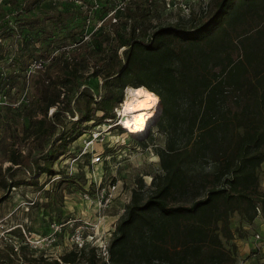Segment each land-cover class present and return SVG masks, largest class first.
<instances>
[{
  "label": "trees",
  "instance_id": "1",
  "mask_svg": "<svg viewBox=\"0 0 264 264\" xmlns=\"http://www.w3.org/2000/svg\"><path fill=\"white\" fill-rule=\"evenodd\" d=\"M64 1L72 11L51 7L36 12L48 0H0V58L2 50H9L6 40L17 45L15 74L0 71V95L24 77L25 58L46 60L56 44L90 46L85 54L52 59L48 68L60 87L54 93H45L38 86L39 74L33 73L36 94L23 106L33 146L22 156L13 142L10 165L0 169V188L7 193L36 185L42 175L62 176L54 164L69 154L70 144L85 133L95 113H101L100 119L115 118L113 110L126 87H143L158 96L156 125L166 142L157 154L161 173L149 187L140 180L132 189L106 256L85 246L59 259L41 253L26 263L238 264L236 246L226 249L222 242L234 238L231 215L248 225L259 215L264 218L259 184L264 162V0H209L204 12L164 26L150 23L146 13L157 1L134 0L116 24L107 22L95 31L94 25L85 28L88 14L74 0ZM101 2L94 22L111 7L109 0ZM132 4L145 13L137 15ZM85 31L91 35L84 41ZM99 73L102 91L88 83L79 89V78ZM75 92L84 106L73 113L69 96ZM49 107H54L50 115ZM15 169L29 180L14 179ZM6 198L1 196L0 203ZM8 256L0 257V264H13Z\"/></svg>",
  "mask_w": 264,
  "mask_h": 264
},
{
  "label": "rangeland",
  "instance_id": "2",
  "mask_svg": "<svg viewBox=\"0 0 264 264\" xmlns=\"http://www.w3.org/2000/svg\"><path fill=\"white\" fill-rule=\"evenodd\" d=\"M49 1L52 6H45L49 5ZM70 4L64 0H48L36 12L51 7L67 8L72 11ZM163 4V0H158L152 11L146 9V13L150 14V23H159L162 26L174 25L177 20L186 19L178 11L166 9ZM189 4L193 14L200 13L199 1L192 0ZM131 9L137 15L140 12L145 13L135 8L133 4ZM65 17L68 21L72 19L69 13ZM76 23L77 21L73 19L72 24ZM96 23L94 22L95 25ZM4 43L9 50H2L0 71L8 74L14 70L12 57L17 45H13L12 40H6ZM89 48V44L66 45L60 48L59 44H56L50 56L46 60L42 59L43 68L33 72H30L33 59L25 58L24 71L21 72L24 77H17L15 86L7 94L0 95L1 171L10 165L9 150L13 147V142L22 156H25L28 149L33 146L30 137L33 133L23 111V106L36 94V85L34 86L30 79L33 73L39 74L41 83L38 86L42 87L45 93L48 90L49 93H54L60 90V87L55 85L58 81L57 76L52 73L51 68H48L52 59L61 54L65 57L85 54ZM38 53L36 52V57ZM98 65H103V62L100 61ZM102 77V73H99L97 78L89 76L79 78L77 80L80 84L79 89L88 83L87 85L94 91H102ZM21 81L24 83L19 84ZM127 89L128 87L123 90V98ZM77 95L78 93L75 92L69 96L73 113L84 106L82 98L76 101ZM119 106H116V109ZM53 110L54 107H49L48 115ZM159 112L160 105L156 110V118L149 124L148 133L138 139L123 134V129L116 125V117L113 120L100 119L101 113L97 112L93 115L94 120L87 124L85 133L70 144L69 154L54 164V169L61 171L62 176L55 175L48 178L42 175L37 178L36 185H21L11 188L7 193L0 188V197L4 194L7 196L0 203V257L6 259L9 255L8 258L13 260V264H27L26 259L36 258L41 253L51 259H59L74 248L67 234L77 228L75 225L81 223L92 226L79 227L86 234L92 235L88 247L95 245L101 248L107 245L125 205L130 200L132 189L140 180L146 188L149 187L151 178L161 173L157 154L159 149L165 146L166 135L156 125ZM76 117L74 114V120ZM68 120L72 119H67L65 122ZM134 139L141 142L138 143ZM96 157H100L97 162ZM13 175L16 180H29L28 175L22 170L15 169ZM259 184L260 188L264 189V162L259 172ZM112 185L115 188H112ZM84 193L90 195L89 200L84 198ZM96 193L99 200L110 194L109 201L105 205L103 204L105 200L102 204H98ZM66 221H69L68 225L74 226L67 225L65 231L60 232V227L62 226V230ZM230 228L233 231V240L229 243L224 240L222 242L226 249L230 248L231 243L236 246L238 264H264V247L254 238L256 234L260 237L264 236V218L259 215L248 225L240 221L238 215L234 213L230 218Z\"/></svg>",
  "mask_w": 264,
  "mask_h": 264
},
{
  "label": "built area",
  "instance_id": "3",
  "mask_svg": "<svg viewBox=\"0 0 264 264\" xmlns=\"http://www.w3.org/2000/svg\"><path fill=\"white\" fill-rule=\"evenodd\" d=\"M89 4L88 5H84L82 2L78 1V0H74L75 4H77L78 6H80V8L82 10H84L88 16L86 18V22H85V28L88 30V28H90V26L94 25V28L92 31H95L96 29H98L99 27H101L104 22H108L109 24H116L118 21V15L121 13H124L126 8L130 5L131 2H133L134 0H109L110 1V9L107 12L106 16L103 17L102 19L96 20L95 22L96 25L94 24V20L92 19V16H94V13H96L97 11L100 10L101 8V4H102V0H88ZM145 3L147 4H153L154 2L158 1V0H143ZM164 1V7L166 9H172L175 11H178L184 18H188L190 17L194 12L193 9L191 10L190 8V4L189 2L191 1H186V0H163ZM194 1H199V6H200V12H204L207 9L209 0H194ZM91 35V33H86L84 34L83 40H87L89 38V36ZM121 52V49H120ZM44 66V61L41 59H38L36 61H33L30 65V72L35 71V70H40L42 69ZM120 105V104H119ZM116 109V108H115ZM114 109V113H115V117H116V125H118L119 123V115L116 113ZM124 134V132H123ZM126 135V134H125ZM97 136H95L96 138ZM100 157H96L95 161H99ZM112 188H115L114 185H112ZM110 194H107L105 198H103L102 200H99V198L97 197V193H96V199L98 200V204H102L103 200H105V203H103L104 205L109 201L108 197ZM84 198L86 200H89V194L84 193ZM69 221H66L63 224V229L61 230L62 226L60 227V232L65 230V227L68 225ZM74 225H68V227H72ZM92 227L91 225H87L86 223H81V224H77L75 225V228L71 233H68V239L71 243V245L74 247V249L80 250L82 248H84L85 246H88L91 244V239H92V235L91 234H86L84 231H82L81 229H79V227ZM56 227V226H54ZM81 230V231H79ZM254 238L257 240V242H261V244L264 247V236L260 237L259 235H254ZM108 244V242H107ZM93 247V246H92ZM94 247H96L94 245ZM106 247L107 245H105L104 247H96L98 248L99 252L101 253L102 256H106Z\"/></svg>",
  "mask_w": 264,
  "mask_h": 264
},
{
  "label": "bare ground",
  "instance_id": "4",
  "mask_svg": "<svg viewBox=\"0 0 264 264\" xmlns=\"http://www.w3.org/2000/svg\"><path fill=\"white\" fill-rule=\"evenodd\" d=\"M160 105L158 96L143 87L126 90L120 106L115 110L119 115L118 126L131 138H142L148 133L149 124L156 118Z\"/></svg>",
  "mask_w": 264,
  "mask_h": 264
},
{
  "label": "water",
  "instance_id": "5",
  "mask_svg": "<svg viewBox=\"0 0 264 264\" xmlns=\"http://www.w3.org/2000/svg\"><path fill=\"white\" fill-rule=\"evenodd\" d=\"M161 110V109H160ZM159 116V115H158ZM158 118V117H157Z\"/></svg>",
  "mask_w": 264,
  "mask_h": 264
}]
</instances>
